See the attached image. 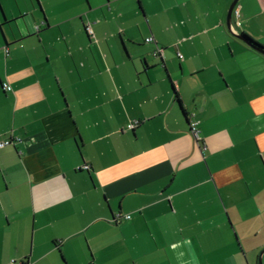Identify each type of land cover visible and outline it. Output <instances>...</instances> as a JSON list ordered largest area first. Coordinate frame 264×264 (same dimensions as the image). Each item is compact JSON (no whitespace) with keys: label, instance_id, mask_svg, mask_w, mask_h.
<instances>
[{"label":"crops","instance_id":"0c3cea01","mask_svg":"<svg viewBox=\"0 0 264 264\" xmlns=\"http://www.w3.org/2000/svg\"><path fill=\"white\" fill-rule=\"evenodd\" d=\"M232 2L0 0V264H264V0Z\"/></svg>","mask_w":264,"mask_h":264},{"label":"built area","instance_id":"2783aa9c","mask_svg":"<svg viewBox=\"0 0 264 264\" xmlns=\"http://www.w3.org/2000/svg\"><path fill=\"white\" fill-rule=\"evenodd\" d=\"M233 13L235 15H237V11L236 10H233ZM86 31L88 34H91V30L89 27L86 28ZM145 42L149 43V42H152V38H147L145 40ZM7 53V51H6ZM154 55H161L162 54V50L161 49H156V51L153 53ZM179 58H180V55H178ZM137 125V122H133L130 126L131 128H133L134 126ZM189 133L192 135L195 143L198 145L200 144L201 142V139L199 137V130L197 128V122L196 121H190L189 123ZM19 140H4V141H0V149L1 148H4V147H7L9 145H13L15 142H18ZM120 216H117V218L114 219V222H119L120 221ZM125 219H129L130 217L129 216H124ZM8 264H28V263H24V262H20V261H16V260H11Z\"/></svg>","mask_w":264,"mask_h":264},{"label":"trees","instance_id":"16d2710c","mask_svg":"<svg viewBox=\"0 0 264 264\" xmlns=\"http://www.w3.org/2000/svg\"><path fill=\"white\" fill-rule=\"evenodd\" d=\"M244 42L251 48L257 50V51H261V52H264V47H262L261 45H259L257 42H255L253 39H251L250 37H248L247 35L245 34H241L240 35Z\"/></svg>","mask_w":264,"mask_h":264},{"label":"water","instance_id":"95a60500","mask_svg":"<svg viewBox=\"0 0 264 264\" xmlns=\"http://www.w3.org/2000/svg\"><path fill=\"white\" fill-rule=\"evenodd\" d=\"M238 0H233V2L231 3L229 9H228V12H227V18H226V23H227V26L228 27H231V13H232V10L233 8L235 7L236 3H237ZM239 39L243 40V38L241 36H237ZM244 41V40H243ZM261 52V51H260ZM264 54V52H261ZM261 254L259 255V259H258V264H262L261 262Z\"/></svg>","mask_w":264,"mask_h":264},{"label":"rangeland","instance_id":"374dc122","mask_svg":"<svg viewBox=\"0 0 264 264\" xmlns=\"http://www.w3.org/2000/svg\"><path fill=\"white\" fill-rule=\"evenodd\" d=\"M2 149V148H1Z\"/></svg>","mask_w":264,"mask_h":264}]
</instances>
